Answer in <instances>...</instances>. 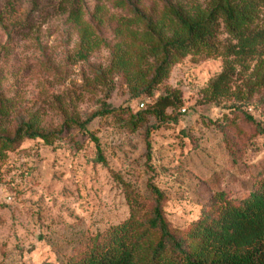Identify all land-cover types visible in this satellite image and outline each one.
<instances>
[{
  "label": "rangeland",
  "instance_id": "rangeland-1",
  "mask_svg": "<svg viewBox=\"0 0 264 264\" xmlns=\"http://www.w3.org/2000/svg\"><path fill=\"white\" fill-rule=\"evenodd\" d=\"M119 1H81L97 41L85 49L61 0H0V134L22 121L49 134L24 137L0 160V264H64L132 212L146 228L157 203L184 235L218 192L237 201L264 177V130L245 116L264 127V54L237 65L228 95L209 98L231 60L224 48L233 39L221 25L215 48L178 56L151 84L160 54L144 53L126 71L114 66L117 47L135 59L148 43L133 32L147 25L127 23L134 12ZM260 1L247 28L264 22ZM138 4L158 19L167 2ZM164 94L176 102L157 117L151 104ZM150 236L145 250L158 232Z\"/></svg>",
  "mask_w": 264,
  "mask_h": 264
},
{
  "label": "trees",
  "instance_id": "trees-1",
  "mask_svg": "<svg viewBox=\"0 0 264 264\" xmlns=\"http://www.w3.org/2000/svg\"><path fill=\"white\" fill-rule=\"evenodd\" d=\"M81 1L61 0L69 6L68 18L81 28L85 49H90L97 41L83 25ZM126 1L134 12L126 18L127 23L146 24L145 31L133 29V32L148 43L140 44L145 51H139L135 59L117 47L114 66L126 71L140 66L144 53L160 54L161 61L150 79L151 84L167 74L178 56L199 47L215 48L213 39L221 25L233 39L224 48L231 60L208 85L209 98L228 95L238 72L237 65L249 68L250 60L264 54V22L247 28L255 19L260 0H208L205 6L198 2L174 4L165 0L166 9L158 19L144 13L139 0ZM123 2L120 0L118 4L123 5ZM175 102L169 94L160 95L151 104L152 112L161 117ZM245 116L264 130L250 114ZM138 117L136 113L134 119ZM35 136L47 138L49 134L41 132L33 121H22L13 135L0 134V160L24 137ZM155 190L159 196L160 191ZM146 222L147 227L140 229V221L132 212L122 222L90 236L64 264H264V177L237 201L218 192L214 204L201 212L184 235L170 229L160 203L154 206ZM151 231L158 232V238L149 250H145L144 243L149 239L146 236L147 233L150 236Z\"/></svg>",
  "mask_w": 264,
  "mask_h": 264
},
{
  "label": "built area",
  "instance_id": "built-area-1",
  "mask_svg": "<svg viewBox=\"0 0 264 264\" xmlns=\"http://www.w3.org/2000/svg\"><path fill=\"white\" fill-rule=\"evenodd\" d=\"M144 104V102H141L140 105L142 106Z\"/></svg>",
  "mask_w": 264,
  "mask_h": 264
}]
</instances>
